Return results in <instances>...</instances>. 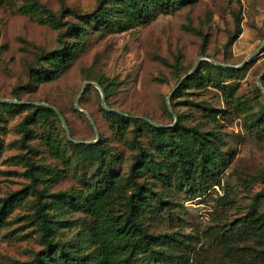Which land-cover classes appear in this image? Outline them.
Segmentation results:
<instances>
[{
	"label": "rangeland",
	"instance_id": "374dc122",
	"mask_svg": "<svg viewBox=\"0 0 264 264\" xmlns=\"http://www.w3.org/2000/svg\"><path fill=\"white\" fill-rule=\"evenodd\" d=\"M39 1L61 19L60 26L29 0H0V97L19 100L0 99V199L30 183L22 157L26 148L20 140V121L38 104L35 102L49 103L60 113L55 116L50 110H39L36 120L28 124L30 155L40 166L35 185L43 188L44 194L86 192L97 187L99 180L128 174L137 151L131 122L121 134L115 132L112 123L116 117L105 111L100 90L92 83L102 80L110 90L106 103L129 114L125 116H145L170 126L176 121L172 110L182 114V123L196 125L209 137L206 146L213 153L209 169L214 174H207L203 182L195 177V191H185L178 187L176 172L171 170L174 152L164 138L155 140L151 129L143 125L142 144L169 176L162 180L145 172L141 178L161 190L171 207L167 212L162 208L161 217L150 220L148 229L176 231L174 244L185 252L189 263L228 262L233 255L227 253L218 233L249 209L257 193L258 210L264 209V126L257 118L264 101V73L260 75L264 70V0H170L169 8H156L144 22L125 29L117 23L102 28L87 26L83 50L68 68L48 79L36 73L37 66H49L38 55L59 47L62 39L71 41L64 34L67 24L78 21L71 9L87 13L100 2L111 5L116 1ZM203 35L205 52L201 53ZM254 50L238 72L228 73L202 61L237 64ZM199 55H203L199 69L209 74L207 84L183 87L169 96L178 76L187 73ZM84 81L90 82L82 88ZM78 95L80 107L92 120L75 107ZM11 102L25 105L13 106ZM48 134L59 145L60 154L44 143ZM66 137L97 142L102 155L81 156ZM176 139L195 154L197 144L188 133ZM35 196L27 187L3 218L0 264H33L36 251L43 246L34 218ZM72 201L48 208L59 219L57 224L53 222L55 239L77 238L76 226L84 214ZM234 243L239 247L237 254L248 249L245 245L263 246L246 235ZM88 248L85 243L81 249ZM135 264L149 262L141 257Z\"/></svg>",
	"mask_w": 264,
	"mask_h": 264
},
{
	"label": "trees",
	"instance_id": "16d2710c",
	"mask_svg": "<svg viewBox=\"0 0 264 264\" xmlns=\"http://www.w3.org/2000/svg\"><path fill=\"white\" fill-rule=\"evenodd\" d=\"M29 1L32 6L40 7L47 12L49 19L55 24L58 26L62 24L61 19L44 3L39 0ZM115 1L111 5L100 2L98 8L87 13L71 9V12L78 18V21L67 24L65 28L64 34L70 36L71 41L62 39L59 47L39 53L38 58L45 59L49 62V66H37V75L47 79L53 78L68 68L76 55L84 48L87 26L102 28L107 23H117L125 29L144 22L156 8L167 9L171 5L170 0ZM205 42L206 35H203L201 53L205 52ZM160 58L166 61L164 57ZM202 61L228 73L240 70L239 67ZM200 62L192 73L182 79L175 93L190 85L202 87L207 84L209 74L199 69ZM181 76L179 75L178 79ZM98 84L102 85V80H99ZM101 87L107 96L110 92L109 86L105 84ZM9 104L25 105L14 102ZM261 105L257 118L264 126V101ZM32 107L20 121V140L26 148L22 157L30 183L0 199V225L5 224L3 218L23 197L26 188L31 187L36 195L34 218L37 221L40 239L43 243L33 257V264H135L136 260L141 257L145 258L149 264H198L193 261L189 263L188 258H185V252L178 251L174 244V241L178 239L175 235L176 231L156 232L148 229L150 220H158L161 217L162 208L167 212L171 210V207L164 193L154 188L152 182L141 176L145 172L150 173L151 176L155 173L158 179L166 180L169 173L163 170V166L154 159L152 152L144 147L139 136L143 132V125H147L155 140H160V138L166 140L167 145L174 152L171 170L176 172L175 180L178 187L185 191H193L195 177L203 182L207 174H214V171L209 169L213 164V153L206 146L209 137L202 130L196 125L182 123V114L177 112H175L174 124L166 126L151 123L143 117L125 116L115 110L107 109L105 110L107 113L116 117L112 124L117 134H121L131 122L132 140L137 151L133 154L128 174L126 176L113 175L105 181L99 180L97 187L93 186L86 192L57 190L44 194V189H38L35 185L36 180H39L40 166L34 163L30 155L32 147L27 139L31 134V129L28 124L36 120L39 110H50L55 116L58 114L51 109L52 107L49 108L50 106L35 104ZM208 114L214 117L216 115L215 113ZM183 133H188L197 144V150L193 156L190 154L191 150L182 146L176 139ZM66 141L74 145L81 156L102 155V147L97 142L73 141L68 137ZM44 143L53 153L60 154L59 145L49 134L45 136ZM43 196L49 198L43 199ZM258 196L260 193L255 194L253 202L244 214L232 219L218 233L220 241L227 248V253H232L233 256L228 262L216 264H264V209L258 210ZM71 199H73L75 208L84 214V219L76 226L77 238L55 239L52 236L55 226L53 222L57 224L59 219L51 215L48 208H60L70 203ZM245 235L255 237L263 246L255 248L253 245H245L248 249L237 254L239 247L234 242ZM85 243L89 244L88 250L81 249Z\"/></svg>",
	"mask_w": 264,
	"mask_h": 264
},
{
	"label": "water",
	"instance_id": "95a60500",
	"mask_svg": "<svg viewBox=\"0 0 264 264\" xmlns=\"http://www.w3.org/2000/svg\"><path fill=\"white\" fill-rule=\"evenodd\" d=\"M260 46H261V45H260ZM260 46H259L256 50H258V49L260 48ZM256 50H254V51H253L248 57H246L245 59H243L240 63H237V64L222 63V64H224V65H229V66H233V67H240V66H242L245 62H247V61L252 57V55L254 54V52H255ZM201 57H203V55H199V56L196 58V61H195L194 65L192 66V68H191L187 73L183 74V75L178 79L176 85H175V86L173 87V89L170 91L169 96L173 93V91H174L175 88L178 86V84L182 81V79L185 78L187 75H189L190 73L193 72V70L195 69L196 64L198 63V61H199V59H200ZM212 60L215 61L216 63H220L219 61H217V60H215V59H212ZM263 73H264V70L260 73V75L263 74ZM89 82H90V81H84V83H83V85H82V88H83V86H84L86 83H89ZM92 83H94V84L99 88V90H100V93H101V103H102L103 107H105L106 109H109V110H115V111H118V112L123 113V114H125V115H129L128 113H125V112H123V111H121V110H119V109H116V108H113V107L109 106V105L106 103L105 94H104V92H103L102 87H101L97 82H92ZM258 85L262 88V86H261V84H260V82H259V77H258ZM262 89H263V88H262ZM263 91H264V89H263ZM169 96H168V98H169ZM78 97H79V95H78L77 98H76L75 107H76L77 109H79V110L85 111L83 108L80 107L79 102H78ZM0 99H1V100H4V101H18V102H19L18 99H9V98H2V97H0ZM35 103H38V104L43 103V104H46V105L52 107L53 109H55V111H56V112L59 114V116H60V113H59L58 109H57L55 106H53V105H51V104H49V103H44V102H35ZM171 112L173 113V115H174V117H175V120H176L175 113H174L172 110H171ZM85 113L87 114V116L89 117V119L92 120L91 115H90L87 111H85ZM141 117H144L145 119L149 120V121L152 122V123L163 125V124L158 123V122H156V121H154V120H152V119H149V118H147V117H145V116H141ZM166 126H167V125H166ZM72 140H75V141H83V142H89L88 140H76V139H72Z\"/></svg>",
	"mask_w": 264,
	"mask_h": 264
}]
</instances>
